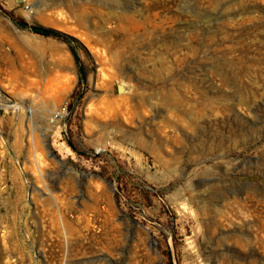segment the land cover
<instances>
[{"label":"rangeland","instance_id":"374dc122","mask_svg":"<svg viewBox=\"0 0 264 264\" xmlns=\"http://www.w3.org/2000/svg\"><path fill=\"white\" fill-rule=\"evenodd\" d=\"M0 35V264H264V0H0Z\"/></svg>","mask_w":264,"mask_h":264},{"label":"crops","instance_id":"0c3cea01","mask_svg":"<svg viewBox=\"0 0 264 264\" xmlns=\"http://www.w3.org/2000/svg\"><path fill=\"white\" fill-rule=\"evenodd\" d=\"M31 31H32V29H31ZM33 33H35V32H33ZM9 34L10 35L8 37L12 39L14 47H18V46H20V44H22L23 46H27V41H25L22 38H20V40H19L18 37H20L19 36L20 35V29L17 26L12 24L11 29L9 30ZM35 34H38V33H35ZM2 37L3 36L0 35V38H2ZM3 60L4 59H3L1 51H0V72L2 71V68H4V63H3L4 61Z\"/></svg>","mask_w":264,"mask_h":264},{"label":"water","instance_id":"95a60500","mask_svg":"<svg viewBox=\"0 0 264 264\" xmlns=\"http://www.w3.org/2000/svg\"><path fill=\"white\" fill-rule=\"evenodd\" d=\"M39 26V25H38ZM43 27V26H42ZM43 30H38V29H32L33 32L38 33V34H47L50 36H60L59 33L56 30L53 29H49V28H45L43 27ZM118 92L121 93L122 92V85L118 86Z\"/></svg>","mask_w":264,"mask_h":264},{"label":"built area","instance_id":"2783aa9c","mask_svg":"<svg viewBox=\"0 0 264 264\" xmlns=\"http://www.w3.org/2000/svg\"><path fill=\"white\" fill-rule=\"evenodd\" d=\"M68 108H67V105H65V106H63L62 108H60L59 110H58V112L55 114V119H62V118H64V116L67 114V110Z\"/></svg>","mask_w":264,"mask_h":264},{"label":"trees","instance_id":"16d2710c","mask_svg":"<svg viewBox=\"0 0 264 264\" xmlns=\"http://www.w3.org/2000/svg\"><path fill=\"white\" fill-rule=\"evenodd\" d=\"M33 29H38V30H43L44 28L42 27V26H36L35 28H33ZM42 35H47V34H42Z\"/></svg>","mask_w":264,"mask_h":264}]
</instances>
